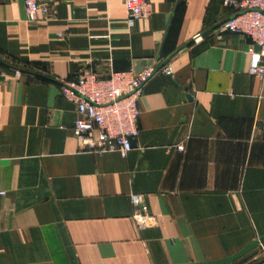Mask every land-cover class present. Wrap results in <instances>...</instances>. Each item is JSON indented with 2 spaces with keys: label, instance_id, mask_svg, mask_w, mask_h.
Returning a JSON list of instances; mask_svg holds the SVG:
<instances>
[{
  "label": "crops",
  "instance_id": "crops-1",
  "mask_svg": "<svg viewBox=\"0 0 264 264\" xmlns=\"http://www.w3.org/2000/svg\"><path fill=\"white\" fill-rule=\"evenodd\" d=\"M148 1L151 15L129 26L124 0H56L36 22L22 0H0V264H193L264 235L251 40L218 29L232 13L223 0ZM142 60L160 69L143 86L132 148L81 147L76 106L60 92L51 101V86ZM262 245L228 264H264Z\"/></svg>",
  "mask_w": 264,
  "mask_h": 264
},
{
  "label": "built area",
  "instance_id": "built-area-1",
  "mask_svg": "<svg viewBox=\"0 0 264 264\" xmlns=\"http://www.w3.org/2000/svg\"><path fill=\"white\" fill-rule=\"evenodd\" d=\"M55 1L22 0L27 21L36 22L47 17ZM124 4L129 26L152 13L148 0H124ZM223 4L232 13L218 29L250 38L248 51L258 59L249 65L247 72L264 84V0H223ZM198 35L194 39H199ZM256 46H259L258 50ZM158 69L160 67H145L139 72L134 69L112 70L107 75L87 71L59 82L60 94L76 106L77 115L71 130L81 147L97 153L117 151L121 155L127 154L132 148V139L139 132V99L143 86ZM163 71L170 73L168 67ZM14 72L17 76L21 74L19 70ZM176 147L183 150L182 144ZM131 202L135 224L138 228L146 227L150 216L146 213L142 196L132 193Z\"/></svg>",
  "mask_w": 264,
  "mask_h": 264
},
{
  "label": "water",
  "instance_id": "water-1",
  "mask_svg": "<svg viewBox=\"0 0 264 264\" xmlns=\"http://www.w3.org/2000/svg\"><path fill=\"white\" fill-rule=\"evenodd\" d=\"M220 25V24H219ZM259 49V46H256V50ZM145 61H141L137 63V66H135V71L139 72L142 69L145 68ZM168 77H170V74H166ZM59 93V90L56 86H51V101L52 99ZM187 98L191 99V96L189 94H186ZM264 243V235L260 236L259 238L251 241L250 243L243 246L240 250L236 251L235 253L220 258L216 260H206V261H199L195 262L193 264H228L230 262L235 261L236 259L240 258L241 256L245 255L246 253L250 252L251 250L255 249L260 244Z\"/></svg>",
  "mask_w": 264,
  "mask_h": 264
},
{
  "label": "rangeland",
  "instance_id": "rangeland-1",
  "mask_svg": "<svg viewBox=\"0 0 264 264\" xmlns=\"http://www.w3.org/2000/svg\"><path fill=\"white\" fill-rule=\"evenodd\" d=\"M263 245H264V243H263ZM263 245H262V246H263ZM262 246H261V248H262V251H263V254H264V247H262Z\"/></svg>",
  "mask_w": 264,
  "mask_h": 264
}]
</instances>
